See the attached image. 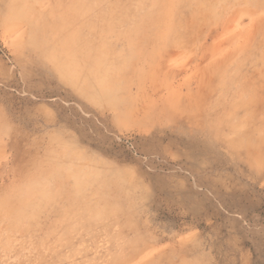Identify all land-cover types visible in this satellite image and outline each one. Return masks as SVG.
Returning a JSON list of instances; mask_svg holds the SVG:
<instances>
[{
    "label": "rangeland",
    "instance_id": "rangeland-1",
    "mask_svg": "<svg viewBox=\"0 0 264 264\" xmlns=\"http://www.w3.org/2000/svg\"><path fill=\"white\" fill-rule=\"evenodd\" d=\"M0 264H264V0H0Z\"/></svg>",
    "mask_w": 264,
    "mask_h": 264
},
{
    "label": "bare ground",
    "instance_id": "bare-ground-1",
    "mask_svg": "<svg viewBox=\"0 0 264 264\" xmlns=\"http://www.w3.org/2000/svg\"><path fill=\"white\" fill-rule=\"evenodd\" d=\"M46 30L44 31L46 43L61 44L60 49L59 48L55 49L56 53H58L61 57L65 58L69 54L73 56L74 53L79 51L80 46L76 44V39L74 41L73 36L71 37V35H68V33L73 31L74 29H72V27H69L62 20H58L54 27L48 28Z\"/></svg>",
    "mask_w": 264,
    "mask_h": 264
}]
</instances>
